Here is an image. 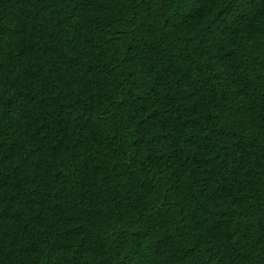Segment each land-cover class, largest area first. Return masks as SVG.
I'll return each instance as SVG.
<instances>
[{
	"label": "trees",
	"instance_id": "trees-1",
	"mask_svg": "<svg viewBox=\"0 0 264 264\" xmlns=\"http://www.w3.org/2000/svg\"><path fill=\"white\" fill-rule=\"evenodd\" d=\"M0 264H264V0H0Z\"/></svg>",
	"mask_w": 264,
	"mask_h": 264
}]
</instances>
